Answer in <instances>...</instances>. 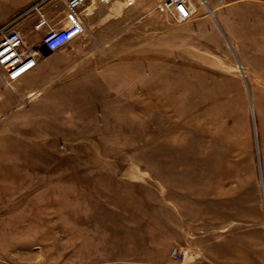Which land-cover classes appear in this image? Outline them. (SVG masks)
Listing matches in <instances>:
<instances>
[{"label":"rangeland","instance_id":"rangeland-1","mask_svg":"<svg viewBox=\"0 0 264 264\" xmlns=\"http://www.w3.org/2000/svg\"><path fill=\"white\" fill-rule=\"evenodd\" d=\"M192 2L87 23L35 95L2 87L0 264H264V0Z\"/></svg>","mask_w":264,"mask_h":264},{"label":"crops","instance_id":"crops-1","mask_svg":"<svg viewBox=\"0 0 264 264\" xmlns=\"http://www.w3.org/2000/svg\"><path fill=\"white\" fill-rule=\"evenodd\" d=\"M161 0H134L133 4L126 6L124 0H88L82 7L78 8L75 13L69 11L66 8L65 0H13V4L19 7L30 8L34 4L41 2L42 11L48 19L49 23H61V26L67 24L70 20L78 18L83 24V32L73 38L68 44L80 40L84 34L89 33L86 24H108L109 22L120 23L123 21H136L142 16V12L150 7H155ZM146 17V15H144ZM121 19V20H120ZM36 20V14L33 12L25 14V17L21 19V22L17 23L16 26L18 30L24 33L25 38H31L33 45L36 44L38 37L42 36L46 29H33V24ZM32 22V24H31ZM15 26V27H16ZM53 26V25H52ZM54 27V26H53ZM108 33L106 32V27L100 29L96 33L93 32V38H106ZM68 44L66 46H68ZM66 46L56 50L59 51ZM79 48L70 49L67 57H65V62L60 64L58 70H62L64 66L70 67L74 62L73 56L79 53H97L99 48ZM105 48H101L104 50ZM100 50V51H101ZM54 51V52H56ZM87 51V52H86ZM50 51H42L36 60V66L22 76L19 80L14 82L20 89L28 91L27 96L35 95V88L39 85L46 84V81L50 78V74L47 72L48 60L47 55L54 53ZM104 54L112 53L110 50H104ZM91 64V61L89 62ZM63 66V67H62ZM91 74V72H90ZM44 79L43 81H40ZM49 81V80H48ZM34 84V86H33Z\"/></svg>","mask_w":264,"mask_h":264},{"label":"built area","instance_id":"built-area-1","mask_svg":"<svg viewBox=\"0 0 264 264\" xmlns=\"http://www.w3.org/2000/svg\"><path fill=\"white\" fill-rule=\"evenodd\" d=\"M87 1L65 0V5L69 11L75 13ZM124 2L126 6H130L134 0H124ZM41 4L38 2L25 11L26 14L30 12L36 14L33 29H46L39 45L27 44L24 34L11 26V23L0 28V90L3 86L11 89L14 82L33 69L42 51L54 52L83 32V24L78 18L70 20L59 28L51 26L42 11ZM154 8L176 23L190 19L195 10L192 0H161ZM53 44L56 46L53 47Z\"/></svg>","mask_w":264,"mask_h":264},{"label":"clouds","instance_id":"clouds-1","mask_svg":"<svg viewBox=\"0 0 264 264\" xmlns=\"http://www.w3.org/2000/svg\"><path fill=\"white\" fill-rule=\"evenodd\" d=\"M52 46H53V47H55L56 45H55V44H53Z\"/></svg>","mask_w":264,"mask_h":264},{"label":"bare ground","instance_id":"bare-ground-1","mask_svg":"<svg viewBox=\"0 0 264 264\" xmlns=\"http://www.w3.org/2000/svg\"><path fill=\"white\" fill-rule=\"evenodd\" d=\"M23 33V32H22ZM24 34V33H23ZM25 37V36H24Z\"/></svg>","mask_w":264,"mask_h":264}]
</instances>
